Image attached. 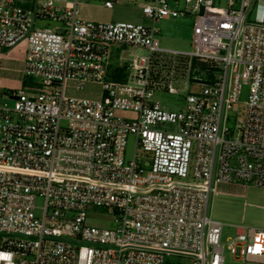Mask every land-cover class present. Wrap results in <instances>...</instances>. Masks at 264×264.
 <instances>
[{"label": "built area", "instance_id": "obj_1", "mask_svg": "<svg viewBox=\"0 0 264 264\" xmlns=\"http://www.w3.org/2000/svg\"><path fill=\"white\" fill-rule=\"evenodd\" d=\"M142 1L153 27L80 15L113 0H0V72L25 46L22 89L0 92V264H223L225 249L264 264V229L223 244L225 225L209 213L219 184L264 189V0ZM184 17L193 50L161 48L156 25ZM162 55L213 73L192 77L202 89L180 111L156 96L177 94ZM90 85L99 99L67 94ZM244 86L245 117L229 127ZM131 135L140 152L126 161ZM93 207L112 214V229L86 224Z\"/></svg>", "mask_w": 264, "mask_h": 264}, {"label": "rangeland", "instance_id": "obj_2", "mask_svg": "<svg viewBox=\"0 0 264 264\" xmlns=\"http://www.w3.org/2000/svg\"><path fill=\"white\" fill-rule=\"evenodd\" d=\"M226 0L218 1L217 6L224 7ZM115 3L114 8L111 10L104 9L99 3H88L80 7V15L83 19L88 21L106 22V23H133L137 25H144L153 27V22L149 20L142 12L141 4L142 0H113ZM255 16V15H254ZM254 16L252 19H254ZM158 39L160 41L161 48L169 51L178 52H190L193 50V28L194 19L192 17L184 18H166L162 20L158 25ZM139 55H144L146 52L137 51ZM164 59H169L165 63L164 73L169 74L173 81V86L177 90L176 95H169L166 91L157 92V99L163 104L168 111H180L184 106V98L190 92L200 91L202 86L194 84L192 77H198L202 80L203 84L210 78L211 73L207 64L200 61L190 60L184 57H175L172 55H162ZM24 59V48L18 50V52L8 56V59L2 62V65L8 70L0 72V92L4 95L9 94L13 90L22 89L20 69L22 68V61ZM36 83H40L39 79H34ZM163 82L165 80L163 79ZM248 87L244 86L241 92L239 102L234 105L230 116L231 121L228 123L229 127L235 124V121L244 119L248 101ZM102 90L100 86H88L84 91L77 92L74 90H67L69 97L73 98H89L99 99ZM13 100H8L9 107L14 106ZM117 116L124 119H133L134 114L129 112L117 111ZM165 131H176L177 127L167 124L161 127ZM140 152L136 149L135 136L131 135L127 140V147L125 151V160L132 161L135 154ZM243 185L246 189H243ZM234 193H246L248 194V202L254 203L257 194L260 192L259 188L251 187L248 185L240 184L239 188L232 190ZM261 193V192H260ZM221 198V197H219ZM220 200V199H219ZM237 200H231L230 212H226L228 216V224L233 226L254 227L262 229L264 224L263 212L257 211L254 208L242 209L243 203L240 205ZM260 203V201L258 202ZM36 211L35 215L38 218L42 217L44 200L38 198L35 202ZM243 210V211H242ZM210 216L216 220L218 211L211 212V202L209 208ZM219 214V213H218ZM262 217V218H261ZM86 224L88 226H94L101 229H112L114 227L113 216L110 212L104 209L91 208L88 211V217ZM237 232L235 227L225 226L223 230L222 242L226 244V240L229 237H233ZM2 245V238H0V249ZM183 264H188L187 261H181ZM223 264H257L246 263L244 261H237L233 255L225 249L224 251V263Z\"/></svg>", "mask_w": 264, "mask_h": 264}, {"label": "crops", "instance_id": "obj_3", "mask_svg": "<svg viewBox=\"0 0 264 264\" xmlns=\"http://www.w3.org/2000/svg\"><path fill=\"white\" fill-rule=\"evenodd\" d=\"M24 48V45H21L17 49L13 50L10 55L18 52L19 49ZM240 184H219L216 187V193H214L211 197V212L217 214L216 220L224 224L225 226H233L232 224H228V216L226 212H230L231 206L230 202L231 200H237L239 205L243 203L242 209L245 211L248 208H254L257 211L263 212L262 214L264 215V189H260V192L257 194L256 199L254 203L248 202V194L246 193H234L232 190H235L239 188ZM243 189H246L243 185H241ZM221 197V198H219ZM220 199V200H219ZM260 201V203H258ZM230 209V210H229ZM242 210V211H243ZM262 218V217H261ZM264 218V217H263ZM237 229V232H241L243 229V226H233ZM262 229H264V224L262 225Z\"/></svg>", "mask_w": 264, "mask_h": 264}, {"label": "trees", "instance_id": "obj_4", "mask_svg": "<svg viewBox=\"0 0 264 264\" xmlns=\"http://www.w3.org/2000/svg\"><path fill=\"white\" fill-rule=\"evenodd\" d=\"M121 75H122V74H121ZM121 79H122V76L119 75V76L117 77V80H121Z\"/></svg>", "mask_w": 264, "mask_h": 264}]
</instances>
